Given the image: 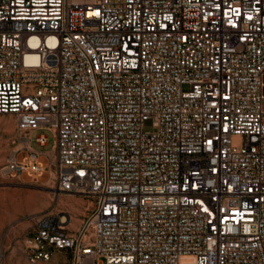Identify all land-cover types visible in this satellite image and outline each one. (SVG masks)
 I'll list each match as a JSON object with an SVG mask.
<instances>
[{
  "label": "built area",
  "instance_id": "2783aa9c",
  "mask_svg": "<svg viewBox=\"0 0 264 264\" xmlns=\"http://www.w3.org/2000/svg\"><path fill=\"white\" fill-rule=\"evenodd\" d=\"M0 115L90 203L30 264H264V0H0Z\"/></svg>",
  "mask_w": 264,
  "mask_h": 264
},
{
  "label": "rangeland",
  "instance_id": "374dc122",
  "mask_svg": "<svg viewBox=\"0 0 264 264\" xmlns=\"http://www.w3.org/2000/svg\"><path fill=\"white\" fill-rule=\"evenodd\" d=\"M144 131L154 132L156 128L149 121ZM40 134L47 136L46 146H40L36 142ZM24 137L25 134L17 130L14 116L0 115V264H30L27 260L30 253L27 241L42 220L49 218L57 222L63 219L68 231L75 232L90 205L86 198L55 190L50 169H47L39 181L26 173L16 175L6 170L13 155L22 162L25 157L27 160L31 159V149L40 153L54 149L55 135L51 130L35 131L32 134L31 149L24 143ZM41 157L39 162L44 166L49 159L45 155ZM36 264L72 262L69 254L56 251L51 260Z\"/></svg>",
  "mask_w": 264,
  "mask_h": 264
},
{
  "label": "bare ground",
  "instance_id": "6f19581e",
  "mask_svg": "<svg viewBox=\"0 0 264 264\" xmlns=\"http://www.w3.org/2000/svg\"><path fill=\"white\" fill-rule=\"evenodd\" d=\"M24 160H27V157H25L24 158ZM51 173L53 174V172L51 171ZM30 176H31V174L30 173H28ZM40 174H42V173H40ZM64 222V221H63Z\"/></svg>",
  "mask_w": 264,
  "mask_h": 264
},
{
  "label": "crops",
  "instance_id": "0c3cea01",
  "mask_svg": "<svg viewBox=\"0 0 264 264\" xmlns=\"http://www.w3.org/2000/svg\"><path fill=\"white\" fill-rule=\"evenodd\" d=\"M28 174V173H27ZM29 175V174H28ZM39 175H41V174H38L37 176H39ZM30 176V175H29Z\"/></svg>",
  "mask_w": 264,
  "mask_h": 264
}]
</instances>
